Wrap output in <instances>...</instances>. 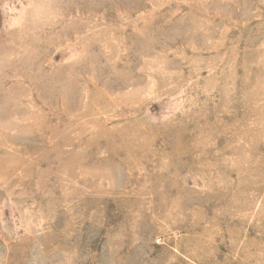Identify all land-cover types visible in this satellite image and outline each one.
Masks as SVG:
<instances>
[{"label":"rangeland","instance_id":"374dc122","mask_svg":"<svg viewBox=\"0 0 264 264\" xmlns=\"http://www.w3.org/2000/svg\"><path fill=\"white\" fill-rule=\"evenodd\" d=\"M0 264H264V0H0Z\"/></svg>","mask_w":264,"mask_h":264}]
</instances>
